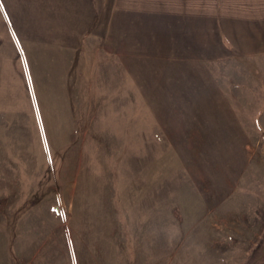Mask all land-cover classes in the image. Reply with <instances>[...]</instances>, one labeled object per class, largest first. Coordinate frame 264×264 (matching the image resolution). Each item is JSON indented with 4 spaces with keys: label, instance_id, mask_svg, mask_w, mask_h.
<instances>
[{
    "label": "rangeland",
    "instance_id": "1",
    "mask_svg": "<svg viewBox=\"0 0 264 264\" xmlns=\"http://www.w3.org/2000/svg\"><path fill=\"white\" fill-rule=\"evenodd\" d=\"M138 1L0 0V264H264V0Z\"/></svg>",
    "mask_w": 264,
    "mask_h": 264
},
{
    "label": "crops",
    "instance_id": "2",
    "mask_svg": "<svg viewBox=\"0 0 264 264\" xmlns=\"http://www.w3.org/2000/svg\"><path fill=\"white\" fill-rule=\"evenodd\" d=\"M54 1V5L50 4V8H52V11H49L47 9L45 14L44 12H41L42 15H39V20H44V22L46 23L51 20L63 23V26H65L66 28V32H64L63 36H61L50 34L46 31L45 33L44 31H42V33L40 34L38 47L36 48L37 50L46 49V51L50 53V56L55 55V53H59L60 59L65 61L61 63L62 65H66L64 67V71H69V69H71L74 63L75 54L77 53L78 48L82 47V40L89 30L90 37H95V31L102 28L110 29L112 27V24L118 21L120 12L126 15L129 13L133 14L137 5L145 6V3L143 1L136 2V0ZM31 5V7L33 8L37 7L35 3H32ZM42 8L44 7L42 6ZM32 10V13H35L34 9ZM35 21H38V19ZM108 24H111V26H109ZM53 65L55 64L53 63L52 66ZM54 69L56 70L58 68Z\"/></svg>",
    "mask_w": 264,
    "mask_h": 264
}]
</instances>
